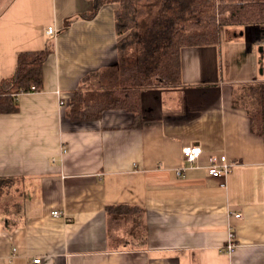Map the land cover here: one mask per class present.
Here are the masks:
<instances>
[{"label": "crops", "instance_id": "obj_1", "mask_svg": "<svg viewBox=\"0 0 264 264\" xmlns=\"http://www.w3.org/2000/svg\"><path fill=\"white\" fill-rule=\"evenodd\" d=\"M92 9L0 0V82L19 54L53 49L44 90L0 114V179L18 180L0 200V264H264V135L237 102L264 82V26L182 49L179 80L143 92L140 118L73 122L60 101L118 62L117 5L78 18ZM186 146L202 148L195 164ZM220 155L233 164L224 180L208 169Z\"/></svg>", "mask_w": 264, "mask_h": 264}, {"label": "trees", "instance_id": "obj_2", "mask_svg": "<svg viewBox=\"0 0 264 264\" xmlns=\"http://www.w3.org/2000/svg\"><path fill=\"white\" fill-rule=\"evenodd\" d=\"M91 1L93 9L78 18L93 19L102 7L117 5L118 62L85 75L66 109L73 122L100 119L108 110H126L140 118L143 92L179 80L182 49L214 46L230 28L264 26V0ZM52 52L48 47L19 54L14 73L0 82V114L16 112L21 94L44 90V64ZM239 101L252 129L264 135V82L243 85ZM16 181L0 179V200Z\"/></svg>", "mask_w": 264, "mask_h": 264}, {"label": "built area", "instance_id": "obj_3", "mask_svg": "<svg viewBox=\"0 0 264 264\" xmlns=\"http://www.w3.org/2000/svg\"><path fill=\"white\" fill-rule=\"evenodd\" d=\"M48 34H53L55 31L53 28L48 29ZM70 104V99H62L60 101V106L61 108H66ZM66 150H63V153H66ZM202 154V148L200 147H192V146H186L183 148V155L186 161L190 164H195L199 157ZM233 167L232 163H229V160L225 155H220V156H211L209 157V175L211 177H214L216 179L224 180L231 172V169ZM60 212L55 211L54 215L58 216L60 215ZM236 248V245L230 242L226 246V249L228 252L234 251ZM41 262V259H35L34 263L38 264Z\"/></svg>", "mask_w": 264, "mask_h": 264}, {"label": "rangeland", "instance_id": "obj_4", "mask_svg": "<svg viewBox=\"0 0 264 264\" xmlns=\"http://www.w3.org/2000/svg\"><path fill=\"white\" fill-rule=\"evenodd\" d=\"M241 29H244V28H230V30L229 31H238V30H241ZM5 197V196H4ZM5 199V198H4Z\"/></svg>", "mask_w": 264, "mask_h": 264}]
</instances>
